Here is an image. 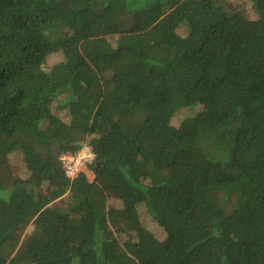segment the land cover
Instances as JSON below:
<instances>
[{
  "label": "trees",
  "instance_id": "trees-1",
  "mask_svg": "<svg viewBox=\"0 0 264 264\" xmlns=\"http://www.w3.org/2000/svg\"><path fill=\"white\" fill-rule=\"evenodd\" d=\"M62 1L0 0V264H264V0Z\"/></svg>",
  "mask_w": 264,
  "mask_h": 264
},
{
  "label": "rangeland",
  "instance_id": "rangeland-1",
  "mask_svg": "<svg viewBox=\"0 0 264 264\" xmlns=\"http://www.w3.org/2000/svg\"><path fill=\"white\" fill-rule=\"evenodd\" d=\"M224 5L226 6L227 9L229 10H233V8L236 7H240V8H244L246 13L249 14V16L255 17L254 13L251 10V3L249 0H221ZM53 6L55 8H60L62 6L67 5V1H62V0H52ZM61 56V53L58 52H54L51 53L47 59H46V64L45 67L48 69L50 67V65L54 62H56ZM56 105L53 104V109H55ZM59 113L62 114L63 118H68V113L66 109H63L61 111H59ZM189 111H185V112H181L178 114V117H183L186 114H188ZM85 144V143H83ZM8 165H9V172H10V176H21V177H28L29 175V171L26 167V164L23 160V156L19 151H13L10 154H8ZM84 173L86 174V176L88 177L89 180L92 179L93 174L92 172L88 169L85 168L84 169ZM42 184V188H44L45 182L41 183ZM67 195V193L65 194ZM64 195V196H65ZM109 203L111 204H117L118 203V199H115L114 196H112L109 199ZM141 208V207H140ZM139 216L140 219L142 221V223L149 229L152 231V233L155 235L156 238L158 239H162L165 236V231L163 230V228L161 226H159L155 221L152 220V218L147 214V212L144 209L139 210ZM31 229V226H27L24 229H22L21 231V239H23V235L29 231ZM118 234V233H117ZM24 235V236H25ZM118 236H121L120 234H118ZM124 237H134V234H128L127 232H123L122 234V238Z\"/></svg>",
  "mask_w": 264,
  "mask_h": 264
},
{
  "label": "built area",
  "instance_id": "built-area-1",
  "mask_svg": "<svg viewBox=\"0 0 264 264\" xmlns=\"http://www.w3.org/2000/svg\"><path fill=\"white\" fill-rule=\"evenodd\" d=\"M94 153L88 144H82L77 150L60 155V163L68 177H74L84 171L87 164L94 158Z\"/></svg>",
  "mask_w": 264,
  "mask_h": 264
}]
</instances>
